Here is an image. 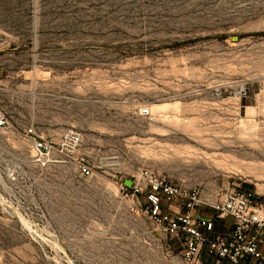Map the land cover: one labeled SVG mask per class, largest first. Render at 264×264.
<instances>
[{
    "label": "rangeland",
    "instance_id": "rangeland-1",
    "mask_svg": "<svg viewBox=\"0 0 264 264\" xmlns=\"http://www.w3.org/2000/svg\"><path fill=\"white\" fill-rule=\"evenodd\" d=\"M0 109V264H187L125 180L264 194V0H0Z\"/></svg>",
    "mask_w": 264,
    "mask_h": 264
},
{
    "label": "built area",
    "instance_id": "built-area-1",
    "mask_svg": "<svg viewBox=\"0 0 264 264\" xmlns=\"http://www.w3.org/2000/svg\"><path fill=\"white\" fill-rule=\"evenodd\" d=\"M141 113L149 115L150 108H142ZM9 125L0 109V129ZM24 132L41 164L71 163L82 177L93 175L94 165L80 150L83 135L76 128L63 130L57 141L39 134L34 125ZM120 188L129 189L124 182ZM131 189L144 194L151 217L166 237L181 242L187 264L200 262L204 248L208 264H264V194L256 189L238 185L208 193L149 168L133 179ZM226 216L233 218V225L225 233L216 232V221Z\"/></svg>",
    "mask_w": 264,
    "mask_h": 264
},
{
    "label": "crops",
    "instance_id": "crops-1",
    "mask_svg": "<svg viewBox=\"0 0 264 264\" xmlns=\"http://www.w3.org/2000/svg\"><path fill=\"white\" fill-rule=\"evenodd\" d=\"M233 225V218L231 216H226L222 219H218L216 221V232L218 233H225L227 230L230 229V227ZM171 242L169 243V248L171 249L172 252H176L177 255L182 257L181 254V249H182V244L178 240H170ZM207 258V250L204 248L201 256L200 264H208L206 261ZM184 261V260H183ZM185 262V261H184ZM186 263V262H185Z\"/></svg>",
    "mask_w": 264,
    "mask_h": 264
},
{
    "label": "water",
    "instance_id": "water-1",
    "mask_svg": "<svg viewBox=\"0 0 264 264\" xmlns=\"http://www.w3.org/2000/svg\"><path fill=\"white\" fill-rule=\"evenodd\" d=\"M125 183H126L127 185H129V186H132V184H133V180L130 179V178H128V179L125 180Z\"/></svg>",
    "mask_w": 264,
    "mask_h": 264
}]
</instances>
